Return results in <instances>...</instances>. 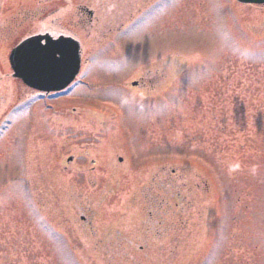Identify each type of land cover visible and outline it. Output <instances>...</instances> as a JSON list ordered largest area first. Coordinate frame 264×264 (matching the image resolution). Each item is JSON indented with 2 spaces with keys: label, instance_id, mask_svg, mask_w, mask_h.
Returning a JSON list of instances; mask_svg holds the SVG:
<instances>
[{
  "label": "rangeland",
  "instance_id": "rangeland-1",
  "mask_svg": "<svg viewBox=\"0 0 264 264\" xmlns=\"http://www.w3.org/2000/svg\"><path fill=\"white\" fill-rule=\"evenodd\" d=\"M62 3L0 0V76L49 20L85 62L56 100L0 80V264H264V5L73 0L45 18Z\"/></svg>",
  "mask_w": 264,
  "mask_h": 264
},
{
  "label": "water",
  "instance_id": "water-1",
  "mask_svg": "<svg viewBox=\"0 0 264 264\" xmlns=\"http://www.w3.org/2000/svg\"><path fill=\"white\" fill-rule=\"evenodd\" d=\"M260 6L264 0H236ZM44 41V44H41ZM81 52L78 45L64 39L30 38L12 50L9 61L13 76L39 91L64 89L78 72Z\"/></svg>",
  "mask_w": 264,
  "mask_h": 264
},
{
  "label": "flooded vegetation",
  "instance_id": "flooded-vegetation-1",
  "mask_svg": "<svg viewBox=\"0 0 264 264\" xmlns=\"http://www.w3.org/2000/svg\"><path fill=\"white\" fill-rule=\"evenodd\" d=\"M50 1H53V0H50ZM58 1H61V0H58ZM66 1H67L68 4H70V3L73 2V0H63L62 5L61 6H57L54 9H51V11L45 15V18L46 19H49V18H57L55 16V14L62 13L63 12L62 9H64L65 6L67 5V4L66 5L64 4ZM82 11L88 17H91L93 15V13L90 10L86 9V8L82 9ZM70 16L74 17V19H77L78 17H81L78 11H75V14L74 15L72 14ZM55 21H57V20H55ZM64 24H65L64 22H63V24H60L58 22L54 23V21H50L49 20V22L46 23L45 28H39L34 33L33 32H27L24 35L17 36L15 38V40L12 41L13 42V45L10 48V50L15 45H17L19 42H21L22 40H24L25 38L30 37V36H33V35L34 36H43V37L47 36V37H50V38H52L54 40L57 39V38L71 39V40H76V41H78L80 43L79 39L75 35L76 33L71 28L72 25L64 26ZM4 35L6 36V34H4ZM80 45H81V43H80ZM7 65H8V71H9V73L6 74V75L0 76V80L3 77H6L7 80L10 82V89H12V91L14 92V94L15 93L16 94H20V96L25 97L26 99H28L29 97H33L34 95H36L37 97H42L45 100H47V99L56 100V99L62 98L63 95H64L63 93L66 90L70 89L71 92H72V91H74L76 89L75 87L77 86V85H75V82L77 81L78 76L71 82V84L66 88L65 91L63 90L62 92L43 94V93H40V92H37V91H34L32 89L27 88L20 80H18L16 78H13L12 71H11V68H10V65H9V62H8V57H7ZM142 87H144V86H142ZM0 108H1V104H0ZM5 109L6 108L4 107L3 110H2V113H5L6 112ZM73 160H74V157L73 158H70V159L68 158L66 160V164H67L66 168H68V167L70 168L71 164L73 163ZM90 164L92 165V162H90ZM91 168L88 171L85 170V169H82V171L80 170L79 172H82L81 175L82 174L84 175V174L90 172ZM75 208H76V210H77V212H78V214L80 216V220L82 221L83 225L87 224L88 223V218L84 215L86 213V211L85 210L83 211L82 207H79L77 205H75ZM150 214L151 213H149V215ZM116 235L119 236V233H116ZM122 240L124 241V239H122ZM125 241H126V239H125Z\"/></svg>",
  "mask_w": 264,
  "mask_h": 264
},
{
  "label": "bare ground",
  "instance_id": "bare-ground-1",
  "mask_svg": "<svg viewBox=\"0 0 264 264\" xmlns=\"http://www.w3.org/2000/svg\"><path fill=\"white\" fill-rule=\"evenodd\" d=\"M25 39H26V38H25ZM9 51H10V49H9V50H7V57H8ZM7 57H6V61H7Z\"/></svg>",
  "mask_w": 264,
  "mask_h": 264
}]
</instances>
